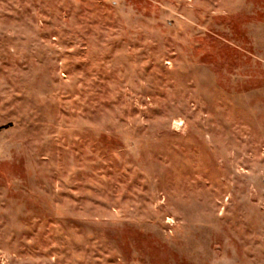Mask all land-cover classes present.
<instances>
[{
    "label": "rangeland",
    "instance_id": "1",
    "mask_svg": "<svg viewBox=\"0 0 264 264\" xmlns=\"http://www.w3.org/2000/svg\"><path fill=\"white\" fill-rule=\"evenodd\" d=\"M0 264H264V0H0Z\"/></svg>",
    "mask_w": 264,
    "mask_h": 264
}]
</instances>
